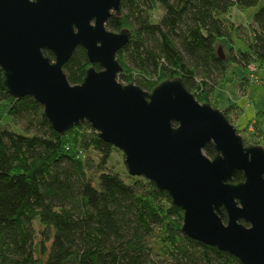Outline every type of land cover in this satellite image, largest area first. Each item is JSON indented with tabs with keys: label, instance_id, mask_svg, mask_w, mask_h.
I'll return each mask as SVG.
<instances>
[{
	"label": "trees",
	"instance_id": "16d2710c",
	"mask_svg": "<svg viewBox=\"0 0 264 264\" xmlns=\"http://www.w3.org/2000/svg\"><path fill=\"white\" fill-rule=\"evenodd\" d=\"M260 1L121 0V12L106 22L111 30H130L116 55L123 65L118 80L151 90L180 76L200 102L213 104L214 73L220 82L232 65L264 67ZM160 8L155 21L153 12ZM233 8H254L246 50L226 47ZM43 52L54 58L51 50ZM92 64L100 68L78 46L63 70L76 84ZM221 110L231 121L229 108ZM15 121L23 130L6 126ZM115 148L86 120L66 134L56 131L38 100L5 89L0 68V264H158L155 255L176 264H243L232 253L184 234L183 210L154 181L128 173L132 181L127 182L104 170ZM83 149L99 154L96 178L87 172ZM204 151L214 154L211 144ZM234 179L243 180V172H235Z\"/></svg>",
	"mask_w": 264,
	"mask_h": 264
},
{
	"label": "water",
	"instance_id": "95a60500",
	"mask_svg": "<svg viewBox=\"0 0 264 264\" xmlns=\"http://www.w3.org/2000/svg\"><path fill=\"white\" fill-rule=\"evenodd\" d=\"M120 4L0 0L5 89L38 100L61 134L89 121L100 138L122 150L130 175L168 191L183 210L184 234L232 253L243 264H264V146L245 144L224 112L200 102L180 76L151 90L119 81L123 65L116 55L130 30L114 31L106 22L121 12ZM78 46L100 68L88 66L81 82L72 84L63 64ZM207 144L212 156L204 151ZM238 170L241 181L234 179Z\"/></svg>",
	"mask_w": 264,
	"mask_h": 264
},
{
	"label": "rangeland",
	"instance_id": "374dc122",
	"mask_svg": "<svg viewBox=\"0 0 264 264\" xmlns=\"http://www.w3.org/2000/svg\"><path fill=\"white\" fill-rule=\"evenodd\" d=\"M264 4V0L260 1ZM254 8L245 10L233 8L229 18L234 24L232 32V39L226 42V47H232L234 51L246 50L247 40L251 36L250 23L252 22V13ZM163 13V8L153 12V18L157 21ZM221 53L224 50L220 48ZM125 54V59L135 72L138 68L134 60L128 53ZM190 62V61H189ZM191 63V62H190ZM192 65V64H191ZM250 68V67H249ZM198 78H201V70H197ZM247 68V75L245 69L239 65H232L227 70L223 79L219 81L220 76L213 74V81L217 85L212 94V105L219 109L229 108V116L232 123L238 124L235 126L240 130L245 143H260L264 146V67L257 68L253 77ZM226 79V81H225ZM125 83V82H123ZM8 128L23 130V123L6 124ZM82 158L86 159V169L88 174L97 177L98 169L97 163L99 161V154L93 149H83ZM107 171L117 172L127 182L132 181L128 175L126 165L124 163V153L122 150L115 148L108 159L105 167ZM39 238V237H38ZM150 241H154V237ZM155 259L159 261L158 264H176L174 259L160 258L155 255Z\"/></svg>",
	"mask_w": 264,
	"mask_h": 264
},
{
	"label": "built area",
	"instance_id": "2783aa9c",
	"mask_svg": "<svg viewBox=\"0 0 264 264\" xmlns=\"http://www.w3.org/2000/svg\"><path fill=\"white\" fill-rule=\"evenodd\" d=\"M248 70H250L249 73L251 75L254 74V72H256V70H257V65L256 64H253V63L252 64H249ZM251 77H253V75Z\"/></svg>",
	"mask_w": 264,
	"mask_h": 264
},
{
	"label": "flooded vegetation",
	"instance_id": "af4514ba",
	"mask_svg": "<svg viewBox=\"0 0 264 264\" xmlns=\"http://www.w3.org/2000/svg\"><path fill=\"white\" fill-rule=\"evenodd\" d=\"M239 133V132H238ZM244 139V138H243ZM245 142V141H244ZM245 144H247V143H245ZM249 144H260V143H257V142H254V143H249ZM260 145H262V144H260ZM263 146V145H262ZM241 181V180H240ZM224 220H226V215H224Z\"/></svg>",
	"mask_w": 264,
	"mask_h": 264
},
{
	"label": "crops",
	"instance_id": "0c3cea01",
	"mask_svg": "<svg viewBox=\"0 0 264 264\" xmlns=\"http://www.w3.org/2000/svg\"><path fill=\"white\" fill-rule=\"evenodd\" d=\"M245 71H246V75H247V69H245ZM234 124L235 125L238 124V119H237L236 123H234Z\"/></svg>",
	"mask_w": 264,
	"mask_h": 264
}]
</instances>
